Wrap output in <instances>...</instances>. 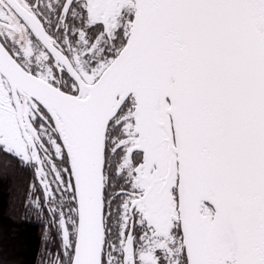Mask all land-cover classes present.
<instances>
[{"label":"water","instance_id":"1","mask_svg":"<svg viewBox=\"0 0 264 264\" xmlns=\"http://www.w3.org/2000/svg\"><path fill=\"white\" fill-rule=\"evenodd\" d=\"M135 3L127 44L98 83L86 86L89 100L27 72L0 43V75L20 127L23 92L56 109L79 135L71 264H101L107 98L118 77L149 55L144 78L152 74L154 84L163 80L169 93L184 97L178 194L188 264H208L202 202L217 212L236 264H264V0Z\"/></svg>","mask_w":264,"mask_h":264},{"label":"flooded vegetation","instance_id":"2","mask_svg":"<svg viewBox=\"0 0 264 264\" xmlns=\"http://www.w3.org/2000/svg\"><path fill=\"white\" fill-rule=\"evenodd\" d=\"M135 15V0H0V43L27 72L85 101L91 94L86 86L97 84L125 48ZM150 56L123 72L107 98L101 264H188L178 194L184 97L169 93L163 80L154 84L152 74L144 78L141 67ZM18 94L21 127L11 93L12 105L44 199L48 160L67 168L76 204L77 130L56 109ZM44 130L61 148L60 157L49 156ZM216 216L201 203L208 264H236ZM77 226L76 211V233Z\"/></svg>","mask_w":264,"mask_h":264},{"label":"trees","instance_id":"3","mask_svg":"<svg viewBox=\"0 0 264 264\" xmlns=\"http://www.w3.org/2000/svg\"><path fill=\"white\" fill-rule=\"evenodd\" d=\"M73 196L65 208L76 218ZM52 218L32 165L0 147V264H71Z\"/></svg>","mask_w":264,"mask_h":264},{"label":"rangeland","instance_id":"4","mask_svg":"<svg viewBox=\"0 0 264 264\" xmlns=\"http://www.w3.org/2000/svg\"><path fill=\"white\" fill-rule=\"evenodd\" d=\"M1 33V32H0ZM11 36L15 33H10ZM14 37V36H13ZM43 137L52 143L53 151L48 150L49 156L60 157L62 152L57 144L52 142L51 134L47 130L43 131ZM0 147L6 152L18 157L26 164H30L26 145L22 139L20 129L16 120V113L12 105L11 93L7 82L0 76ZM67 168H62L60 164H53L48 160H43L42 177L47 185L48 198L45 200L52 217L59 226L64 251L68 255L72 250L74 253V242L76 238V218L71 214L70 209L65 208L66 199L69 194V176ZM206 220H212V216L206 212Z\"/></svg>","mask_w":264,"mask_h":264}]
</instances>
